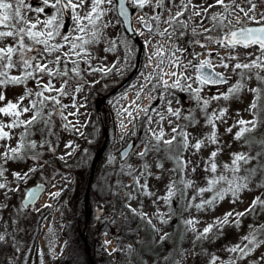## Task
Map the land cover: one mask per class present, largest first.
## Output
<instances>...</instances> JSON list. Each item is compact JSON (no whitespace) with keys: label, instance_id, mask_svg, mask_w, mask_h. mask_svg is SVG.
I'll use <instances>...</instances> for the list:
<instances>
[{"label":"rangeland","instance_id":"rangeland-1","mask_svg":"<svg viewBox=\"0 0 264 264\" xmlns=\"http://www.w3.org/2000/svg\"><path fill=\"white\" fill-rule=\"evenodd\" d=\"M254 2L255 14L259 18L264 14V0ZM27 3L33 9L43 6V0H27ZM228 3L230 0H225V4ZM181 4L188 6L184 13L190 11L192 16L196 12L202 13L198 16L206 23L201 29L213 30L196 36L198 29L190 27V32L195 34L191 41L186 39L188 32L178 34L173 30L174 25L169 26L166 21L181 10ZM131 5L136 12L134 26L142 41H130L125 35L114 0L113 5L102 6L106 9L105 14L96 21L94 29L99 36L96 42L85 46L89 55L81 59L71 54L70 44L61 36L67 33L69 41H72L78 35L91 39V33L76 32L71 12L65 11L59 17L63 25L57 29L59 35L50 41L65 47L52 55L60 56L69 68L75 67L72 61H78L79 75H65L61 64L59 74L55 71L51 76L37 73L36 79L0 87V93L5 97L0 101V107H5L8 102L17 103L21 97L23 100L19 106H29L40 98L30 96L28 92H38L49 82L54 89L63 90V95L57 91L44 92L45 97L59 100L55 105L47 102L44 108L45 117L52 108L60 112V115L51 117L52 134L41 135L40 129L45 126L43 122L38 123L32 129L34 134L29 137L37 142L36 149L22 152V158L7 159L6 162L0 160V168L4 170L0 183L6 184L0 189V234L6 236V240L0 242V264H91L90 257L94 264H210L212 255L220 258L216 264H229L237 254L227 249L249 235L253 230L250 226H264V207L257 205L253 212L244 216H229V223L213 227L207 239H196L197 232L222 219L226 213H245L257 197L264 199V186H261L264 185V175L260 172L253 175L247 188L239 190L235 198L228 192L210 207L206 205L198 210L187 207L195 195L194 188L185 189L178 185L180 191L168 197L171 182L188 179L190 169L183 174L172 172L175 163L163 150L148 152L143 157L137 155L144 151V145L155 143L153 132H163L162 140L171 139L172 128L176 126L186 128L192 138H202L211 132V127L205 122L202 104L197 103L195 94L183 82L185 75H191L192 79L187 83L193 89L199 86L193 82L197 74L190 68V62L196 64L209 59L208 53L212 54L213 63L229 53L237 57L228 61V69L215 67L229 78V82L217 87L203 86L200 96L207 98L235 86L240 77L232 72L231 65L255 60L260 55L258 47H237L233 51L205 39L215 37L214 34L223 35L219 27H215L217 31L214 32L215 21L211 19L213 14L224 13V8L217 5L216 0H149L143 7H135L132 2ZM90 6L91 0H86L84 7L76 11L83 15ZM158 6L165 14L159 23L160 31L153 35L143 29L141 20L145 17L143 10L156 15ZM239 7L247 9L248 0L239 1ZM54 14L55 10L46 6L44 13L29 11L27 16L29 20L43 22ZM238 17L239 21H246L242 13L235 12L231 17V27H237ZM218 18L222 20L223 16ZM37 27L42 29L43 23ZM202 40L207 47L202 48L195 43ZM4 43L13 41L7 38ZM48 61L49 68L57 67L52 57H48ZM172 72L177 75H171ZM9 75L19 77L21 71L13 68ZM177 79L181 84L172 87ZM257 87L264 89V84L252 76L238 94L228 100H213L208 106L209 113L220 108H226L227 112L222 120L215 121L218 144L206 141L198 153L193 155L194 150L190 149L184 154L185 159L190 157L193 164L200 165L194 174H190L199 186L205 184L204 161L217 147L222 149L217 156L218 172L223 164H231L232 153L256 151L257 146L249 147L243 139H234L239 127L233 125L240 119H253L249 107L255 97L249 89ZM118 88L122 91L112 94ZM169 108L179 110V117L170 113ZM31 116L32 112H28L19 119L27 120ZM184 117L195 118L192 120L194 126H189V120ZM12 119L0 113V123L7 125ZM230 127L232 131L228 132ZM4 131L9 132L11 138L0 140V145H3L0 153L5 152L6 147L17 146L24 128H5ZM259 131L264 133V128ZM45 139L48 143H43ZM132 139L135 147L128 159L121 161L120 152ZM33 152L39 155L34 158ZM158 164H162V168H158ZM253 166L259 167L256 161L247 167ZM30 169L34 171L30 172ZM13 173H19L21 177L25 173L28 175L17 179ZM245 174L242 170L238 175ZM225 175L231 178L232 174L225 172ZM39 182L46 183V192L37 204L24 207L22 201L26 192ZM145 184L146 188L141 187ZM217 187L226 188L227 185L222 182ZM214 194L215 189L205 192L203 199H210ZM199 200L197 197L194 203ZM190 218L197 223L186 225L185 221ZM256 231L258 239L264 240V232L260 228ZM83 234L91 244L87 245V251L81 253L78 243ZM148 239L153 244L165 242V250L151 254L141 252L140 244L146 246ZM135 241L139 242V247ZM237 264H264V244L239 259Z\"/></svg>","mask_w":264,"mask_h":264},{"label":"snow or ice","instance_id":"snow-or-ice-1","mask_svg":"<svg viewBox=\"0 0 264 264\" xmlns=\"http://www.w3.org/2000/svg\"><path fill=\"white\" fill-rule=\"evenodd\" d=\"M86 0H43V6L33 9L31 5L27 3V0H0V87L6 86L7 84H20L25 80L32 78L36 79L37 73H46L51 76L53 71L57 74L61 71L59 65L63 64V72L65 75L70 73H75L79 75V63L78 61H72L75 64V67L69 68L60 56H53L54 51L65 47L64 44L60 43H50L56 39L59 35L57 29L62 27V22L59 17L63 15L65 11H70L74 21L76 22L75 31L78 33H91V39H86L85 36H76L74 40L69 41V36L65 33L61 36V39L70 44V52L72 55L79 56L81 59L84 56L89 55L85 46L91 43L96 42V39L99 36V33L95 31L96 21L100 20L105 14L106 9L103 5H113L114 0H91L90 10L84 12L81 15L77 12V9H82L84 7ZM133 5H139L143 7L149 0H131ZM249 7L247 9L239 7V0H230V3L225 4V0H216V4L224 8V13L222 14H213L211 19L215 21L214 27H219L223 31V35L219 38L216 37H205V39L211 43H216L225 49H232L235 51L237 47L249 48L256 46L260 52V55L256 56L255 60H250L245 63L237 62L234 65H231V70L237 76L240 77L239 81L235 86L229 87L227 92H218L216 95L211 97H201L200 91L201 88L205 85H219L226 84L228 82V77L223 73H217L214 71L215 67H223L225 69L229 68L228 61L237 59L236 56H233L231 53L227 57H220L216 63H213L211 59L212 54L208 53L209 59L199 61L196 64L190 62V68L194 69L198 75L193 80L194 83H198V87L193 89L191 84H188L187 81L192 79L191 75H185L183 77L184 84L195 94V99L198 104H202V109L204 112V118L206 125L211 127V132L207 133L202 138H192L191 134L187 132L186 128L179 126L172 128V137L168 140H162L163 132H153V138L155 143H149L144 145V151L137 153L141 157L146 156L148 152H160L163 150L169 159H172L175 163V167L171 169L172 172L194 174L197 167H200L199 164H193L191 158L185 159L184 154L189 152L190 149L194 150L191 154H196L200 151L201 147L205 145V142H210L212 144H218L217 133H216V123L217 119L224 117L227 112L226 108L214 109L212 112H208L207 108L213 100H228L230 96L238 94L244 87V83L251 79L252 76H255L256 80L264 84V75H261V72H264V14H261L259 18L256 16V4L252 0H248ZM125 0H118V9L121 15H127L125 9ZM51 7L55 10V14L41 22L39 20H29L27 13L29 11H35L37 13H44L45 7ZM186 5L181 4V10L176 12L174 15H170V18L166 23L169 26L173 24H186L185 21H181L180 17L183 16L184 11L187 10ZM208 7H212L209 5ZM207 12V9H204ZM239 12L243 14V17L246 21L254 23L258 26L251 27L246 26L244 23L239 22V17L237 18L238 27H231V17L233 13ZM197 15L202 13L197 12ZM218 16H223V19H219ZM159 19V14L155 17ZM83 21H87L85 24ZM43 23V28L38 29V24ZM142 27L148 28L149 32L152 29L149 27L147 18H142L141 20ZM91 25V28H89ZM104 26H107L105 24ZM227 29V31H224ZM175 30V28H173ZM213 29L205 28V32H210ZM168 30L165 29V32ZM7 38H11L13 43L8 44L4 43ZM195 43L199 44L200 47H207V45L202 41H196ZM37 45H40V48H37ZM79 49V51H77ZM15 57V59H14ZM48 57H52V62L57 65L55 69L48 67ZM41 60L43 62H41ZM17 68L21 71V76H10L9 70ZM210 69L211 71H205V69ZM239 70V71H237ZM255 70V71H254ZM171 75L176 76L175 72H172ZM165 86L167 82L165 81ZM181 84V80L177 79L173 82L172 87H176ZM77 91L80 89L77 88ZM46 91H57L63 95L62 89H54L51 82L47 85H44L40 91L32 93L28 92V95H35L39 97V100H33L29 106L20 107V102H22L23 97L19 98L17 103L8 102L5 107H0V113L4 115L11 116L12 122L5 125L0 123V140L6 138L10 139V133L4 131L5 128L12 129L16 127L23 126L24 132L20 133V138L15 148H7L6 151L0 153V160L7 159H17L22 158L21 153H26L36 149L37 142L30 140L29 137L34 133L32 129L36 124L43 122L44 129H40L41 135H51V126L52 120L51 117L53 114L60 115L59 110L52 108L47 113L45 117L44 108L47 102L51 101L54 105L59 104V100L48 96H44ZM254 94V100L249 107L251 114L253 116L252 120L246 121L240 119L237 121L233 127H239V130L235 133L234 139L240 141L243 139L244 143L249 147L255 145L256 151L254 153L249 152H237L232 153L231 164H223L220 166L221 170L218 172V163L217 156L222 151L219 147L215 151H212L209 157L204 161V172L205 176L203 177L205 184L204 186H199L197 182L193 179H179L173 180L169 185L168 197L171 198L176 191H180L178 185H183L185 189L194 188L195 195H193L187 207H195L198 210L204 209V207L211 206L217 199H223L225 194L230 192L235 198L237 193L242 188H247L248 182L251 180L254 174L260 172L261 175H264V133L260 132V128H264V103H261V100L264 99V89L257 87L249 89ZM5 99L3 93H0V101ZM168 111L177 117H179V110H173L171 108ZM32 112L30 119L21 120L19 117L24 113ZM184 119L189 120V126H194L192 120L195 118L189 119V117H184ZM228 132L232 131V128L227 129ZM194 139V143L192 140ZM161 142L164 145V148L161 149ZM43 143H48L47 139ZM43 143L41 146H43ZM3 146V145H0ZM39 154L33 152V157H37ZM252 161H256L259 167H247L251 164ZM158 168H162V164L157 165ZM246 172L245 175H238L241 171ZM3 169L0 168V176H3ZM34 171V169L29 170ZM145 171H147V165H145ZM225 172H230L231 178L228 175H225ZM17 179L26 178L28 173L24 174V177H21L19 173H13ZM227 185L226 188L220 187L217 185L221 183ZM139 184V181H136ZM264 186V185H261ZM6 187L5 183H0V189ZM141 187L146 188L147 185H142ZM215 189V194L210 199H203V194L205 192H213ZM183 195L184 193L181 192ZM28 196L35 198L36 190H29L27 193ZM197 197H200L198 203H194L197 200ZM264 207V199L257 197L252 206L246 210L245 213H226L222 219H219L214 224H210L203 229L202 232L196 233V239H207L208 233H210L213 227L218 225H223L229 223L228 217L235 216L241 217L248 213H251L255 210L256 206ZM27 207V205H25ZM238 225V220L235 221ZM197 221L193 219H188L185 221L186 225H194ZM252 227V232L249 235L242 237L241 242L231 246L227 250L231 253L237 254L234 255L229 264H237L239 259L246 257L251 251L256 247L264 244V240L258 239L257 237V228H260L264 232V226H250ZM192 231H196L195 228H192ZM6 236L0 234V242H4ZM220 259L219 257L212 255L210 264H216V261Z\"/></svg>","mask_w":264,"mask_h":264},{"label":"flooded vegetation","instance_id":"flooded-vegetation-1","mask_svg":"<svg viewBox=\"0 0 264 264\" xmlns=\"http://www.w3.org/2000/svg\"><path fill=\"white\" fill-rule=\"evenodd\" d=\"M239 1H242V0H239ZM253 3H255L254 0H253ZM116 4H117V2H116ZM129 4L132 7L131 2ZM134 6L136 7V5H134ZM132 10H133V15L135 17V13L136 12H135V10H134L133 7H132ZM116 11H117V5H116ZM143 11H144V14H145V17L144 18H147L149 27L152 29V31L150 33H152L153 35H156L160 31V29H159V23L161 22V19L164 16L165 11L162 9L161 6H158L157 7V9H156V15L155 14L153 15L150 11H146V10H143ZM196 13H195V15L193 13V16H192V13L190 11H189V13H183V16L180 17V20H182V22L186 20V24H184V23H181V24H175L174 23L173 24L174 25V28L176 27L175 30L178 31V34H179V32L180 33H182V32H184V33L188 32V36L186 37V39L189 40V41L193 40V38L195 36L194 33L190 32V30H191L190 27H196L198 29V33L196 34V36L205 35L206 34V32L203 29L200 28V27H204L206 21H202V19L200 20L199 16ZM157 14H159V16H160L159 19H155V17L157 16ZM117 15H118V12H117ZM118 17H119V15H118ZM119 19H120V21L122 23V26H123L122 19L120 17H119ZM239 22L240 23H244L245 25L254 24V23H250L248 21L247 22L246 21L244 22L242 20H240ZM141 25H142V23H141ZM236 25L238 27V23H236ZM133 26H134V22H133ZM143 29L145 31H149L148 28H143ZM123 30H124L125 35L128 37V39L130 41H134V42H140V41H142V37L140 36V33L136 30L135 26H134V30H135V33H136L135 36L130 35L126 31V29H125L124 26H123ZM216 31H217V29L214 27V32H216ZM214 36L217 37V38L218 37H221V36H218V35H215V34H214ZM202 42H203V40H202ZM218 73H220V72H218ZM196 74H197V72H196ZM209 86H211V85H209ZM217 86H221V85H217ZM217 86H212V87H217ZM121 88L114 89L112 94H115V93H117L119 91H122ZM90 260H92L91 257H90Z\"/></svg>","mask_w":264,"mask_h":264},{"label":"water","instance_id":"water-1","mask_svg":"<svg viewBox=\"0 0 264 264\" xmlns=\"http://www.w3.org/2000/svg\"><path fill=\"white\" fill-rule=\"evenodd\" d=\"M116 1H117V12H118V15L122 19V22L124 24V27H125L126 31L130 35L135 36L136 33L134 32L133 27H132L133 12H132L131 7L129 6V0H125V4H124L126 12H127V15H121L120 14L119 9H118V0H116ZM248 26L256 27L258 25H248ZM205 71H211V70L206 68ZM214 71L216 72L215 69H214ZM197 75H198V73H197ZM228 82H229V79H228ZM219 85H223V83L219 84ZM134 147H135V141L132 139L128 143V145L125 148H123L122 151L120 152L121 161H125L126 159H128V157L131 154V152L133 151ZM32 189L36 190V195H35L34 199L27 195L28 191L32 190ZM29 190L26 192V194L24 196V199H23L24 206L25 205H27V206L35 205L40 200L42 195L46 192L47 185L44 182H39V183L31 186L29 188ZM92 264H94V262H92Z\"/></svg>","mask_w":264,"mask_h":264},{"label":"trees","instance_id":"trees-1","mask_svg":"<svg viewBox=\"0 0 264 264\" xmlns=\"http://www.w3.org/2000/svg\"><path fill=\"white\" fill-rule=\"evenodd\" d=\"M80 241L78 243V250L81 249V253L82 251H87L88 250V246H90L91 242H89V240H87V236L85 234H83L82 236H80ZM136 245L139 247V242L135 241ZM143 246H141L140 244V247H142L140 250L141 252H145V253H148V254H151L153 253L154 251H161V250H165V242H161V243H157V244H153V241L148 239V243L147 245L145 246L144 243H142Z\"/></svg>","mask_w":264,"mask_h":264}]
</instances>
